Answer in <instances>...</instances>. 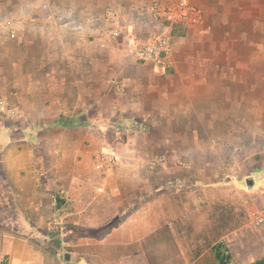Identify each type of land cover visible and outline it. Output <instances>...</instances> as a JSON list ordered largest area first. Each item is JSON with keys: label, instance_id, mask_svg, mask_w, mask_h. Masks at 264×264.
Segmentation results:
<instances>
[{"label": "crops", "instance_id": "0c3cea01", "mask_svg": "<svg viewBox=\"0 0 264 264\" xmlns=\"http://www.w3.org/2000/svg\"><path fill=\"white\" fill-rule=\"evenodd\" d=\"M89 1L0 6V91L17 112L49 108L33 111L34 123H54L55 108L82 105L84 83L76 102L69 103L66 92L72 90L69 34L84 36L69 33V22L51 12L70 5L74 22ZM127 1H135V10L154 0ZM191 1L204 9V19L194 28L186 22L178 36L171 77L156 86L128 85L122 95L128 103L121 110L141 128L163 122L171 129H124L126 141L107 143L108 136L92 129L51 126L28 131L34 139L27 150L20 149L25 132L18 128L10 141L2 132L12 144L1 156L12 179L0 264H151L149 255L154 264H209L214 256L216 264H255L264 257V0ZM165 137L170 141L163 147L158 139ZM101 155L116 156V167L93 173ZM86 165L90 169L79 172ZM24 168L26 178L19 172ZM213 187L232 193L213 198ZM222 201L237 202L248 220L195 257L184 223L195 218L202 226L212 203ZM23 218L29 222L21 227ZM65 252L72 253L70 261Z\"/></svg>", "mask_w": 264, "mask_h": 264}, {"label": "rangeland", "instance_id": "374dc122", "mask_svg": "<svg viewBox=\"0 0 264 264\" xmlns=\"http://www.w3.org/2000/svg\"><path fill=\"white\" fill-rule=\"evenodd\" d=\"M91 2L92 4H90ZM78 4L80 5L82 2H78ZM138 4L140 7L134 10L136 6L135 1L120 0L116 3L113 0H91L88 6H85L87 8L86 13L83 15L81 13L83 18L80 16L77 18L78 22L74 20L75 23L72 21V17H75L77 14L71 10L70 5L65 6V10H61V12L59 9L52 8L51 13L53 18L69 22L67 25L69 33L82 32L84 36V40L81 39L80 41V39L75 40L74 35L70 36L71 33L69 34V54H72V57H69L67 63V82L69 88L72 90L66 92L70 100L69 103L76 102V95L79 92L78 87H81L82 83H84L85 90L82 94L84 99L82 105L76 106L74 104L62 108H55L53 114H60L54 123H34L31 121V118L34 117L32 115L34 113L33 111L41 114V112L48 111L49 108L21 107L19 112H17L15 105L13 106L7 100L6 93L0 91V137L3 135L2 132L9 133L6 136L8 137L7 140L10 141L12 133L19 128L20 132H25V138L23 137L20 140V149L25 148L27 150L28 143L34 139L29 138L27 132L34 131L38 128H49L51 126H64L69 131L80 127L92 129L101 136H108L107 143H112V140L115 141V139L126 141V136L122 134L124 129L139 131L143 127L148 129L150 126L165 127L163 130L171 129V123L166 124L163 122H157L155 124L142 123L141 128L137 124V121L130 120L125 116L129 111L121 110L123 107L122 104L124 102L128 103L126 99L122 98V95L125 94L124 90L128 85L132 88L146 83L161 85L165 77H171L170 74H172L174 68L171 55L170 71L164 75L158 73L153 64H146L137 59L135 56L136 46L140 42L152 40L166 31L171 32L172 30L173 32L174 27L171 24L172 19H170V16H174L178 21L174 23L186 24L188 22V26L192 28L200 25L204 19V9L198 3L196 4L191 0H154L150 4H143L142 2ZM14 5L15 0H0V6ZM56 7L58 8L59 6ZM78 7L82 8L83 6ZM183 7H188L189 13L184 14ZM110 9L119 11L122 18L121 24L118 25V35H108L106 33L108 26L105 21V16ZM150 9L154 11H150ZM6 12L10 13V11ZM82 19L83 22L81 21ZM178 39V37L174 39L173 50ZM80 43L83 44L82 47L79 45ZM81 55L83 58H81ZM82 71L84 74H81ZM125 75L127 81H125ZM92 84L95 85L94 91H91L93 88ZM117 85L122 86L121 91L117 90ZM133 94L135 95L136 93ZM59 120H61V124L58 123ZM7 140L0 138V211L8 213L7 217L4 215L3 218H0V225L3 227H8L11 222V203H5L8 200L6 198L10 197L8 184H10L12 179L11 170L4 168L3 162L1 161V156L4 155L7 146H12V144H7ZM158 141H161L162 146L165 147L170 140L165 137L158 139ZM107 143H101V145L108 147ZM106 160L107 162H105L104 167H93L92 172L95 173L97 170L107 172L109 170L107 164L111 168L113 166L114 168L116 167V156L114 160L108 158ZM21 163L27 166L29 162L23 158ZM87 168L89 167L86 165V167H79L77 169L80 172ZM19 172L25 178L29 174L26 168L20 169ZM101 175L106 176L105 173H101ZM210 192L213 198L217 197L218 194L226 193L230 196L232 193L229 187H213ZM20 222L22 227V223L29 222V220L23 218L20 219ZM31 241H34L33 237ZM256 262L257 264H264V257Z\"/></svg>", "mask_w": 264, "mask_h": 264}, {"label": "trees", "instance_id": "16d2710c", "mask_svg": "<svg viewBox=\"0 0 264 264\" xmlns=\"http://www.w3.org/2000/svg\"><path fill=\"white\" fill-rule=\"evenodd\" d=\"M173 27V36L178 37L184 33L185 29L187 28V24L174 23ZM206 218V222L200 227L194 224L195 218H190L184 223L185 230L192 245L193 254L195 257H199L206 250L213 248L214 244L226 233L233 231L245 224L248 220V215L246 210L237 202L230 203L222 201L212 203ZM211 254H213V251ZM211 260L212 262L210 261L209 264H216L215 256L212 257ZM149 261L151 264H154L153 257L150 255ZM207 263L208 262L205 264Z\"/></svg>", "mask_w": 264, "mask_h": 264}, {"label": "built area", "instance_id": "2783aa9c", "mask_svg": "<svg viewBox=\"0 0 264 264\" xmlns=\"http://www.w3.org/2000/svg\"><path fill=\"white\" fill-rule=\"evenodd\" d=\"M150 11H154L150 9ZM183 13H189L188 7H183ZM121 15L119 11L110 9L106 16L105 21L107 23L106 33L108 35H118L119 28L118 25L121 24ZM172 19L171 24L173 25L176 20L174 16H170ZM178 22V21H177ZM123 27V26H122ZM175 37L173 36L172 30L171 32H164L159 34L152 40H144L140 42L135 49V56L137 59L146 64H153L156 67V71L162 75L167 74L170 71V61L173 50V42ZM117 90L121 91L122 86L117 85ZM107 157L100 156L98 160H101V163L98 164V168L104 167ZM112 159V158H108ZM107 162V160H106Z\"/></svg>", "mask_w": 264, "mask_h": 264}, {"label": "water", "instance_id": "95a60500", "mask_svg": "<svg viewBox=\"0 0 264 264\" xmlns=\"http://www.w3.org/2000/svg\"><path fill=\"white\" fill-rule=\"evenodd\" d=\"M64 259L66 261H70L72 259V253L71 252H65L64 253Z\"/></svg>", "mask_w": 264, "mask_h": 264}]
</instances>
